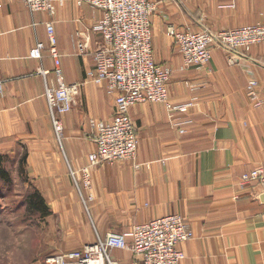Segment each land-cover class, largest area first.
I'll use <instances>...</instances> for the list:
<instances>
[{"label": "crops", "instance_id": "obj_1", "mask_svg": "<svg viewBox=\"0 0 264 264\" xmlns=\"http://www.w3.org/2000/svg\"><path fill=\"white\" fill-rule=\"evenodd\" d=\"M152 1L153 61L172 70L169 102L190 106L182 113L161 103L130 107L134 159L91 167L90 188L77 190L69 172L88 165L95 151L89 120L110 122L116 95L105 84L84 83L74 108L60 117L58 142L44 101L45 85L55 84L45 24L53 25L64 81L82 83L102 43L91 31L102 12L64 0L52 15L32 14L20 0H0V152L26 151L25 171L49 210L39 217L45 253L80 250L110 232L178 215L194 234L177 247L180 264H264V195L258 183L240 180L264 170V105L254 108L245 89L250 77L259 92L264 88V42L233 63L213 47L207 65L181 71L178 47L167 34L169 26L196 33L264 25V0H191L186 7ZM81 41L87 42L83 54ZM36 42L45 47L40 61L29 58ZM110 256L118 264L139 262L129 251Z\"/></svg>", "mask_w": 264, "mask_h": 264}, {"label": "built area", "instance_id": "obj_2", "mask_svg": "<svg viewBox=\"0 0 264 264\" xmlns=\"http://www.w3.org/2000/svg\"><path fill=\"white\" fill-rule=\"evenodd\" d=\"M30 13L45 12L52 15L57 5L64 0H20ZM186 7L191 0H172ZM76 5H87L102 12L91 31L100 34L101 45L92 52L94 69L86 75L85 81L66 83L57 68L58 55L54 28L51 22L45 24L49 52L55 62V84L45 85L44 101L51 120V126L58 142L62 136L60 117L69 113L76 105L81 87L86 82L106 85L109 94L116 95L114 116L110 122L89 120L90 138L95 151L87 156L88 165L69 175L77 188L91 186L90 168L102 163L114 164L134 159L138 140L135 127L129 118V109L138 103H161L169 111L186 112L189 104L172 105L169 102L168 85L172 70L156 64L152 58L151 16L155 10L152 0H72ZM167 34L174 39L181 58L180 70L190 67L201 68L209 63L212 49H220L230 55L229 61L246 56L252 47L264 42V25L253 24L211 31L177 32L167 28ZM44 44L36 42L29 51V58L40 61ZM79 53H85L87 42L78 44ZM43 78L46 71H37ZM258 81L250 77L246 84V95L256 109L264 105V88L259 92ZM182 133L181 130H179ZM243 184L256 182L264 195V170L256 168L241 176ZM194 234L184 219L178 215H167L136 225L126 233L110 232L104 238H97L92 244L80 250L54 254L46 257L43 264H118L110 253L113 250L129 251L139 257L137 264H180L183 253L179 244L191 241Z\"/></svg>", "mask_w": 264, "mask_h": 264}, {"label": "rangeland", "instance_id": "obj_3", "mask_svg": "<svg viewBox=\"0 0 264 264\" xmlns=\"http://www.w3.org/2000/svg\"><path fill=\"white\" fill-rule=\"evenodd\" d=\"M10 183L0 181V264H43L45 253L39 216L26 199L35 188L27 175L26 151L22 147L0 152Z\"/></svg>", "mask_w": 264, "mask_h": 264}, {"label": "trees", "instance_id": "obj_4", "mask_svg": "<svg viewBox=\"0 0 264 264\" xmlns=\"http://www.w3.org/2000/svg\"><path fill=\"white\" fill-rule=\"evenodd\" d=\"M2 159L0 158V181L4 184L10 183V177L7 170L4 169L2 164ZM27 207L30 211H34L40 218L49 214V210L44 203L41 195L34 190V192L26 199Z\"/></svg>", "mask_w": 264, "mask_h": 264}]
</instances>
